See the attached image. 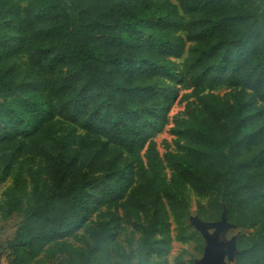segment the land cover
Listing matches in <instances>:
<instances>
[{"label":"trees","instance_id":"1","mask_svg":"<svg viewBox=\"0 0 264 264\" xmlns=\"http://www.w3.org/2000/svg\"><path fill=\"white\" fill-rule=\"evenodd\" d=\"M177 3L76 0L73 22L65 0H0V147L28 136L46 174L17 175L2 194L0 219L22 214L7 264H31L52 244L85 264H157L171 220L174 238L200 253V238L185 234L187 188L207 198L204 221L253 230L235 236L234 264H264V0ZM178 31L193 46L177 72ZM19 55L35 83L14 80L8 62ZM181 76L198 108L175 130L181 146L160 155L152 137ZM205 84L238 91L229 102L201 94ZM94 166L106 172L98 200ZM95 203L148 217L136 262L106 222L86 226ZM81 227L85 247L62 240Z\"/></svg>","mask_w":264,"mask_h":264},{"label":"rangeland","instance_id":"2","mask_svg":"<svg viewBox=\"0 0 264 264\" xmlns=\"http://www.w3.org/2000/svg\"><path fill=\"white\" fill-rule=\"evenodd\" d=\"M179 9L177 0H169ZM256 3L263 0H255ZM68 12L73 20L77 21L78 7L76 0H65ZM180 14L181 11L179 10ZM181 34L184 42V51L179 57H170L176 64V71H180L181 64L187 56L193 42L185 39L184 32H177ZM8 64L13 68V78L18 83L33 84L37 81L36 77L32 75L27 60L24 56L19 55L13 57ZM65 66L58 68V77H63ZM161 86V84H158ZM177 90L176 98L173 103L167 105L164 109V121L161 127L155 131L152 140L155 143L157 151L162 155L166 151L177 150L182 142L177 138L176 129L181 126L184 119L189 117L197 108V100L190 95L191 87L188 86L187 81L181 76L175 83ZM238 91V88H232L223 84H205L201 89V94H210L219 96L223 100L231 102L232 97ZM9 100V98H7ZM53 131L56 135L62 134V128L65 125L63 121L57 117L53 119ZM28 136H21L9 145L0 147V201L5 189L12 183V180L17 175L25 179H29L30 173L39 170L43 177L45 162L37 156L34 150L30 149L31 144ZM111 155L113 154L110 149ZM143 152V151H142ZM141 152V153H142ZM91 171L87 169L90 176H100L97 182L89 189V192L94 194L95 198H99V190L105 181L106 172L100 171L98 166ZM104 175L101 177V175ZM185 195L189 204V216L185 230L186 233H194L200 238L202 244V252L195 250L196 242L188 239L186 241H179L174 238L177 230L175 224L171 220L169 231L170 243L167 249H162L159 245L155 247L162 252L161 257L151 256V259L157 264H213V257L218 255L220 264H234V238L241 232L244 234H252L251 228H238L233 224L220 219L214 222H206L198 215L199 207L205 206L207 202L206 197L198 196L190 188L185 190ZM22 219V214L13 212L11 215L0 219V264H7L10 259V251L7 248L8 242L13 238L14 232ZM148 217L131 216L126 208L121 206L111 207H97L93 204L86 214L84 221L86 226L98 222H106L111 228L115 236V240L120 243L128 252L131 253L133 261L136 262L138 256V238L144 235V227L146 226ZM148 232V231H147ZM157 235V234H154ZM157 237H154V240ZM62 240L70 243L73 247H85L87 234L84 227L73 230L66 235ZM210 243L214 246L212 247ZM31 264H85L79 262L75 257L72 259L64 254L57 252L54 245H49L41 252Z\"/></svg>","mask_w":264,"mask_h":264},{"label":"water","instance_id":"3","mask_svg":"<svg viewBox=\"0 0 264 264\" xmlns=\"http://www.w3.org/2000/svg\"><path fill=\"white\" fill-rule=\"evenodd\" d=\"M221 219H224V218L222 217ZM224 220H225V219H224ZM210 245H211L212 247H214L211 243H210ZM233 251H234V250H233ZM233 255H234V254H233ZM212 261H213V264H220V263H219V260H218V255H217V254L214 255Z\"/></svg>","mask_w":264,"mask_h":264}]
</instances>
